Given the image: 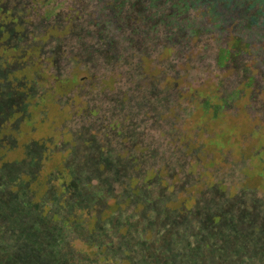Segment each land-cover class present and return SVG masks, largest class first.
<instances>
[{"label": "rangeland", "instance_id": "obj_1", "mask_svg": "<svg viewBox=\"0 0 264 264\" xmlns=\"http://www.w3.org/2000/svg\"><path fill=\"white\" fill-rule=\"evenodd\" d=\"M51 38L50 35L47 40H34V45L43 47L39 55H33L39 72ZM155 65V61L150 63V71L136 74L135 78L154 81L161 74L155 73ZM96 74L83 85L61 80L56 88L53 79L41 77L47 84L46 91L32 89L28 83L23 91H13L9 87L12 77L5 76L0 68V86H4L0 89V264H47V260L55 263L58 247L53 240L46 247L48 255H44V260L35 256L41 248L36 247L38 231L34 226L44 220L50 221L49 228L56 226L51 221L52 211L67 203L71 206H67L70 211L66 216L81 220L83 216L77 208L89 206L92 200L75 190V186L107 193L110 204L114 198L123 202L128 199L127 212L136 209L138 201L134 200H138V195H134L132 176H141L143 172L138 169L126 172L127 163L121 158V150L126 140L135 141L141 132L146 134L147 146L156 149L159 145L170 146L173 138L181 141L184 137L182 149L165 152L169 155L167 163H159L162 153H147L153 157L149 167L154 168V177L147 181L150 186L143 190L142 197L159 196L161 202L154 207L163 214L155 227L171 232L163 249L156 252L163 256L158 264H264V184L257 186L259 176L264 179V73L254 75L255 85L249 92L242 80L254 71L247 60L239 58L236 70L230 73V82L238 95L243 96L229 99L213 122L203 118L193 123L191 113L198 111V104L208 98L205 92L197 93L191 112L181 110V119L173 129L168 117L162 119L165 111L159 113L154 100H147L139 110L151 115L150 119L144 117L146 124L139 123L136 127L129 123L128 108L116 102L125 88L122 92H118L120 87L104 90L103 80L109 73L98 70ZM189 77L196 85L199 77L194 72ZM185 105L183 99L181 106ZM107 126H112L115 132L105 133ZM225 130L229 132V141L210 140ZM101 142L104 146L110 144L111 150L101 149ZM146 159L141 171L148 168ZM68 162L75 165L68 168ZM160 164H165V169ZM101 165L108 167L107 172L94 175ZM181 199L184 215L180 212ZM41 205L50 207L46 214ZM142 211L144 223L139 226L151 228L154 236L159 237V231L147 226L153 221L150 211L154 216L156 213L147 206ZM51 234L58 232H48L53 239ZM137 236V230L133 231L132 241ZM80 245L77 242L75 247L82 249ZM11 246H15L12 252ZM126 247L123 245L122 249ZM135 249L134 256L138 257L148 246L142 243ZM7 255L11 258L1 263ZM122 256L120 250L114 253L115 258ZM150 257L152 261L155 259Z\"/></svg>", "mask_w": 264, "mask_h": 264}, {"label": "trees", "instance_id": "obj_2", "mask_svg": "<svg viewBox=\"0 0 264 264\" xmlns=\"http://www.w3.org/2000/svg\"><path fill=\"white\" fill-rule=\"evenodd\" d=\"M50 35L51 46L43 53L39 72L33 55H39L43 47L33 43L38 39L47 40ZM239 58L247 60L254 71L242 80L245 89L253 91L255 76L264 73V0H0V68L5 76L12 77L9 87L13 91H23L26 83L32 89L46 91L47 84L41 77L53 79L56 88L61 80L75 86L83 85L86 80L95 78L98 70L108 71L103 89L108 87L110 91L120 87L118 92H122L125 88L116 102L128 108L129 123L133 122L136 127L139 123L146 124L144 117L151 118L145 111L139 112L143 109L142 104L154 100L158 112L165 111L162 119L168 117L173 129L181 119L179 112H191V105L196 102L194 97L201 92L208 94V98L198 104L199 110L192 112L189 118L193 123H199L203 118L213 122L218 114H222L229 99L235 95L243 96L238 95L230 82V73L236 70ZM154 61L155 73L161 74L152 82L149 78L137 80L136 74L148 73L149 65ZM193 72L199 77L196 85L189 77ZM183 99L187 103L185 106H181ZM114 132L112 126H107L105 133ZM228 136L229 132L225 130L210 140L224 138L227 142ZM145 138L146 134L141 132L135 141L126 140V146L121 150V158L127 163L125 171L138 169L143 172L140 175L145 174L142 180V175L132 176L134 195H138V200H134L138 201L137 208L127 212L128 199L123 202L114 198L110 204L106 200L107 193L72 186L84 192L92 200L91 204L77 208L83 216L81 220L66 216L70 211L67 206H71L67 203L52 211L51 221L56 222V226L49 228L50 221L36 222V247L39 246L41 252L38 250L35 256L44 260V255H48L46 247L53 240L58 247L56 264H158L163 256L156 252L163 249L171 232L155 227L163 214L154 207L161 202L159 196L142 197L143 190L150 186L147 181L154 177V168L149 167L153 157L147 153H162L159 163H167L169 155L165 152L171 148L173 151L182 149L184 137L181 141L173 138L170 146L159 145L158 149L148 147ZM102 144L101 149L111 150L110 144ZM134 152L141 155L134 156L131 154ZM146 157L148 168L141 171ZM250 158L254 156L250 154ZM74 165L68 162L67 167ZM160 166L165 169V164ZM107 168L101 165L94 175L107 172ZM259 177L257 186L264 184L262 176ZM146 206L156 213L154 216L150 211L153 221L147 226L159 231V237L154 236L151 228L139 226L144 223L142 210ZM41 208L45 214L50 209L47 205H41ZM121 209L126 211L121 213ZM180 212L185 214L183 208ZM109 217L111 219L107 221ZM63 228L67 231H61ZM135 230L139 236L132 241ZM48 232L58 234H51L55 237L52 239ZM141 238L145 240L141 241ZM77 242L82 249L75 247ZM142 243L147 244L148 249L135 257V246ZM123 245L128 248L123 250ZM14 249L15 246H11L9 250ZM119 250L123 256L115 258L114 253ZM150 255L154 256L153 261ZM9 257L7 255L1 263ZM46 263L55 264L48 260Z\"/></svg>", "mask_w": 264, "mask_h": 264}]
</instances>
